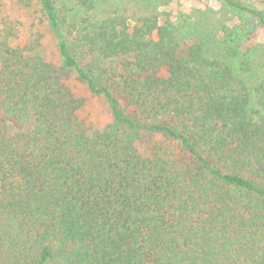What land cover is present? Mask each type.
I'll return each instance as SVG.
<instances>
[{
	"label": "trees",
	"instance_id": "obj_1",
	"mask_svg": "<svg viewBox=\"0 0 264 264\" xmlns=\"http://www.w3.org/2000/svg\"><path fill=\"white\" fill-rule=\"evenodd\" d=\"M19 1L60 63L0 17V264H264V8Z\"/></svg>",
	"mask_w": 264,
	"mask_h": 264
},
{
	"label": "rangeland",
	"instance_id": "obj_2",
	"mask_svg": "<svg viewBox=\"0 0 264 264\" xmlns=\"http://www.w3.org/2000/svg\"><path fill=\"white\" fill-rule=\"evenodd\" d=\"M259 8H264V0H255ZM219 8L217 0H173L163 8L174 18L179 11H190L192 8L200 7ZM8 17L20 24L18 32L20 40L38 38L46 57L56 64L60 63V56L56 48V37L47 28L40 12L33 5L28 6L19 0H3V8L0 17ZM264 42V31L259 30L258 35L250 43ZM75 72L68 74L67 82L74 95L82 101L78 110L79 117L93 129L102 128L112 121V111L108 101L91 92L89 87L80 81ZM146 145V144H145Z\"/></svg>",
	"mask_w": 264,
	"mask_h": 264
}]
</instances>
